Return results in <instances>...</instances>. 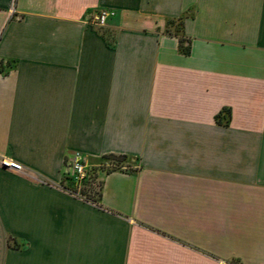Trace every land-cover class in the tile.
Listing matches in <instances>:
<instances>
[{"label": "crops", "instance_id": "0c3cea01", "mask_svg": "<svg viewBox=\"0 0 264 264\" xmlns=\"http://www.w3.org/2000/svg\"><path fill=\"white\" fill-rule=\"evenodd\" d=\"M0 154V264H264V0H0Z\"/></svg>", "mask_w": 264, "mask_h": 264}, {"label": "built area", "instance_id": "2783aa9c", "mask_svg": "<svg viewBox=\"0 0 264 264\" xmlns=\"http://www.w3.org/2000/svg\"><path fill=\"white\" fill-rule=\"evenodd\" d=\"M110 12L101 10L94 15L92 23L99 27L106 25ZM0 168H5L15 172H23L24 166L13 158L0 154ZM65 176L72 181L74 188L69 192L79 198L88 199L92 193L87 191V185L92 179L93 169L89 168L86 162L80 156L67 158L65 161ZM123 168V167H122Z\"/></svg>", "mask_w": 264, "mask_h": 264}, {"label": "rangeland", "instance_id": "374dc122", "mask_svg": "<svg viewBox=\"0 0 264 264\" xmlns=\"http://www.w3.org/2000/svg\"><path fill=\"white\" fill-rule=\"evenodd\" d=\"M106 161L107 162L101 166L100 172L102 170L103 173H106V172H109L112 170L120 169V168H122L128 164L127 158H122L120 156H108L106 158ZM98 172H99V170H93L92 179L86 188L87 191L92 193V194H95V193L99 194L100 193L101 179H100V175Z\"/></svg>", "mask_w": 264, "mask_h": 264}, {"label": "trees", "instance_id": "16d2710c", "mask_svg": "<svg viewBox=\"0 0 264 264\" xmlns=\"http://www.w3.org/2000/svg\"><path fill=\"white\" fill-rule=\"evenodd\" d=\"M182 42H183V40L180 39V43H181V44H182ZM183 52L188 53V52H189L188 47H184V48H183ZM226 112H227V111H226ZM227 115H229L228 112H227ZM122 158H125V157H122ZM99 196H100V193H99Z\"/></svg>", "mask_w": 264, "mask_h": 264}]
</instances>
